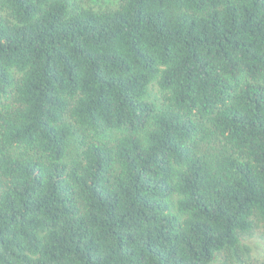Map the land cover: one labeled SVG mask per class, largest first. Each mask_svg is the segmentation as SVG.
Segmentation results:
<instances>
[{
  "label": "trees",
  "instance_id": "obj_1",
  "mask_svg": "<svg viewBox=\"0 0 264 264\" xmlns=\"http://www.w3.org/2000/svg\"><path fill=\"white\" fill-rule=\"evenodd\" d=\"M254 239L264 0H0V264H264Z\"/></svg>",
  "mask_w": 264,
  "mask_h": 264
},
{
  "label": "rangeland",
  "instance_id": "obj_2",
  "mask_svg": "<svg viewBox=\"0 0 264 264\" xmlns=\"http://www.w3.org/2000/svg\"><path fill=\"white\" fill-rule=\"evenodd\" d=\"M90 5L98 6V5H106L111 4L114 5L117 3L118 0H88ZM152 97L155 96V89L154 87L151 88ZM249 246L251 247V251L248 253L250 255V259L252 260V263L255 261H264V241L257 239L252 240L251 243H249Z\"/></svg>",
  "mask_w": 264,
  "mask_h": 264
}]
</instances>
